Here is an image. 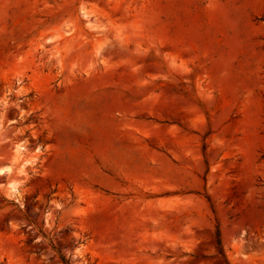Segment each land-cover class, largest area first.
I'll return each instance as SVG.
<instances>
[{
	"label": "rangeland",
	"instance_id": "374dc122",
	"mask_svg": "<svg viewBox=\"0 0 264 264\" xmlns=\"http://www.w3.org/2000/svg\"><path fill=\"white\" fill-rule=\"evenodd\" d=\"M0 264H264V0H0Z\"/></svg>",
	"mask_w": 264,
	"mask_h": 264
},
{
	"label": "trees",
	"instance_id": "16d2710c",
	"mask_svg": "<svg viewBox=\"0 0 264 264\" xmlns=\"http://www.w3.org/2000/svg\"><path fill=\"white\" fill-rule=\"evenodd\" d=\"M217 245L220 246V240H219V237L217 239Z\"/></svg>",
	"mask_w": 264,
	"mask_h": 264
}]
</instances>
